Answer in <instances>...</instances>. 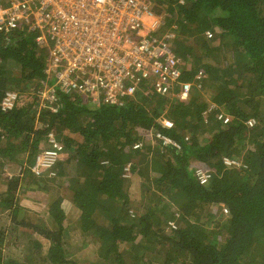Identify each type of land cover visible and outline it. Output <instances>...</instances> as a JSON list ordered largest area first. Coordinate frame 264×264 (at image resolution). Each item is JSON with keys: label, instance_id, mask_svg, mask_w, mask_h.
<instances>
[{"label": "trees", "instance_id": "1", "mask_svg": "<svg viewBox=\"0 0 264 264\" xmlns=\"http://www.w3.org/2000/svg\"><path fill=\"white\" fill-rule=\"evenodd\" d=\"M151 10L165 30L174 26L180 80L193 81L185 100L157 95L143 81L121 104L60 93L51 112L36 96L47 80V46L27 28L0 35V100L7 90L18 93L12 108L0 109V264H264V0H152ZM199 71L204 76L194 80ZM208 102L227 123L215 111L202 114ZM161 115L172 122L164 134L179 146L148 136ZM49 130L62 154L52 183L34 180L45 191L58 188L76 208L79 237L94 247L90 261L70 257L62 210L47 222L28 215L17 196L34 182L26 175L33 177L29 166L48 146ZM11 163L20 167L9 178ZM193 166L211 171L205 185ZM170 219L179 227L167 232ZM15 250L24 259L10 256Z\"/></svg>", "mask_w": 264, "mask_h": 264}, {"label": "built area", "instance_id": "2", "mask_svg": "<svg viewBox=\"0 0 264 264\" xmlns=\"http://www.w3.org/2000/svg\"><path fill=\"white\" fill-rule=\"evenodd\" d=\"M151 9L152 0H0V35L27 28L36 31L35 40L47 46V80L38 87L36 96L38 105L51 112L60 108V93L96 105L121 104L143 81L157 95L185 100L193 81L180 80L183 59L171 48L174 26L165 30L162 15ZM205 34L209 37L212 31ZM201 76L204 73L199 71L194 80ZM17 98V91L7 90L0 109L12 108ZM209 111L227 123L229 116L214 102H208L202 114ZM253 122L249 119L246 123ZM157 123L160 128L148 131V136L164 145L179 146L163 132L172 126L171 120L161 115ZM141 138L146 139L144 134ZM44 139L48 146L34 155L29 166L36 178L54 176L62 154V144L52 130ZM132 147L138 151L142 142ZM223 163L234 166L237 162L224 157ZM124 172L129 175L128 165ZM192 172L201 185L211 176L210 170L201 166H193ZM178 227V221L170 219L165 230Z\"/></svg>", "mask_w": 264, "mask_h": 264}, {"label": "rangeland", "instance_id": "3", "mask_svg": "<svg viewBox=\"0 0 264 264\" xmlns=\"http://www.w3.org/2000/svg\"><path fill=\"white\" fill-rule=\"evenodd\" d=\"M208 90H210V88ZM207 95L208 94H204L205 97H207ZM138 151H141V149H139ZM17 165L18 164L16 163H11L4 166L5 170H7L5 172V175L6 173L9 174L16 173L19 169ZM23 172L24 170L21 171V174L20 172L18 173L21 176L24 174ZM31 178L33 179L34 182L29 181V179ZM38 178L40 181H42L39 183V186L43 185V182H48V183L53 182V180L50 177L41 176ZM34 179H36V177H31L30 174H27L26 180H28L29 181L28 183H30L28 185V188L21 187V189L20 188L18 189L19 193L17 196L19 197L20 204L23 205V208L27 210L26 213H28V215L34 213L38 217L40 216L42 217L43 220L45 219L47 222H49L50 220L52 221L53 219L51 215L56 213L58 210H62L64 213L63 225L65 226V231H64L65 237L66 240L69 239L67 244L68 246L72 247L70 248V252H72L75 249L74 253L70 257L72 259H75L76 262L77 261L79 262L80 260L81 261L93 260L94 259L93 245L90 244L88 246V244H86V241L85 242L82 241L80 239L81 237H79L82 235L78 225V212L76 208L73 206V204L69 201L67 197L61 195L62 191H60L58 188H52L49 192L48 190L45 191V189H41L40 187L36 186V182ZM135 187L133 188V194H134L133 197L135 199H138L139 197L138 192L140 190L139 187L137 188ZM130 211L131 213L133 212V210ZM48 215H49V220H48ZM54 222L57 223L56 220H54ZM55 228H56V224H55ZM80 241L81 243L84 242V244L82 245L80 244L79 245L80 247H78L77 249L76 245H78ZM8 246L9 244L5 243L4 247L2 248L3 257L5 256V254L8 253V249H7ZM14 253H16L17 255L21 254V257H19V259H15L16 261H19L20 259H24L25 257V255L20 250H15L14 252H11L10 256L15 257Z\"/></svg>", "mask_w": 264, "mask_h": 264}, {"label": "crops", "instance_id": "4", "mask_svg": "<svg viewBox=\"0 0 264 264\" xmlns=\"http://www.w3.org/2000/svg\"><path fill=\"white\" fill-rule=\"evenodd\" d=\"M20 167V166H19ZM211 172V171H210Z\"/></svg>", "mask_w": 264, "mask_h": 264}]
</instances>
